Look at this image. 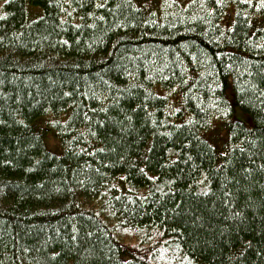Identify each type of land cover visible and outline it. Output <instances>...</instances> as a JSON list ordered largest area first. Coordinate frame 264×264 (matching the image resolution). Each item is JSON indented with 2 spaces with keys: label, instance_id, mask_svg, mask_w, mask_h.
<instances>
[{
  "label": "trees",
  "instance_id": "1",
  "mask_svg": "<svg viewBox=\"0 0 264 264\" xmlns=\"http://www.w3.org/2000/svg\"><path fill=\"white\" fill-rule=\"evenodd\" d=\"M0 264H264V0H0Z\"/></svg>",
  "mask_w": 264,
  "mask_h": 264
},
{
  "label": "rangeland",
  "instance_id": "2",
  "mask_svg": "<svg viewBox=\"0 0 264 264\" xmlns=\"http://www.w3.org/2000/svg\"><path fill=\"white\" fill-rule=\"evenodd\" d=\"M227 99L230 100V101L233 99L230 91H228V93H227ZM234 113H235L234 114L235 118H237L238 120H241L243 123H246L248 125L250 124L249 115L246 112H243L239 107L235 106ZM220 125L222 126V124H220ZM45 143H46L47 148L50 151L56 152V153L60 152V149H59V146H58V142H57V140L55 139V137L51 133H49L46 136Z\"/></svg>",
  "mask_w": 264,
  "mask_h": 264
}]
</instances>
